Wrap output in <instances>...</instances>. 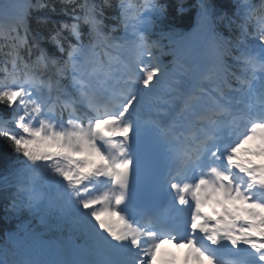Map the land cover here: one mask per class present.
I'll return each mask as SVG.
<instances>
[{"label":"snow or ice","instance_id":"snow-or-ice-1","mask_svg":"<svg viewBox=\"0 0 264 264\" xmlns=\"http://www.w3.org/2000/svg\"><path fill=\"white\" fill-rule=\"evenodd\" d=\"M168 8L0 0V191L81 257L45 264H264V0H197L195 49Z\"/></svg>","mask_w":264,"mask_h":264},{"label":"trees","instance_id":"trees-1","mask_svg":"<svg viewBox=\"0 0 264 264\" xmlns=\"http://www.w3.org/2000/svg\"><path fill=\"white\" fill-rule=\"evenodd\" d=\"M258 1V0H256ZM163 3L169 5L167 19L165 24L167 26L175 27L178 30H184L191 28L196 22L197 14L195 5L197 0H184L185 4L189 7V11L184 13L183 16H177L175 13V0H162ZM217 13L228 12L231 14L233 11V0H209ZM114 13L109 11L108 15H113ZM56 20L68 19V17L56 16ZM111 23V21H109ZM219 29H223V25L218 26ZM46 31V30H45ZM167 44V41H164ZM45 47L48 48L49 52H55V49L52 45L45 43ZM15 160V155L12 151L3 143L0 142V177L4 176L11 163ZM37 216L32 215L27 211L16 213L11 209V190L8 192L0 191V249H7L9 252V258H24L28 252L25 245L24 248H19L18 245L22 240L27 241L29 233L26 230V226L23 228V222L26 220L31 221V225H28L32 228L33 231L41 232L42 228L50 229L51 233H54L55 227L57 226L54 221H50L47 224L41 226L37 225ZM58 228V227H57ZM9 234L14 240H11ZM52 235V234H50ZM15 237V238H14ZM42 234L40 237L42 240L48 238ZM81 243H84L82 239H79ZM16 253V256L13 257L11 254Z\"/></svg>","mask_w":264,"mask_h":264},{"label":"rangeland","instance_id":"rangeland-1","mask_svg":"<svg viewBox=\"0 0 264 264\" xmlns=\"http://www.w3.org/2000/svg\"><path fill=\"white\" fill-rule=\"evenodd\" d=\"M72 242V241H71Z\"/></svg>","mask_w":264,"mask_h":264}]
</instances>
